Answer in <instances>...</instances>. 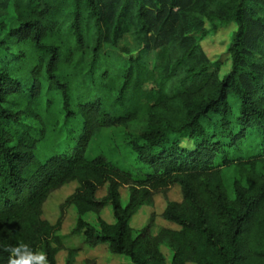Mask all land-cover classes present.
<instances>
[{
  "label": "trees",
  "instance_id": "1",
  "mask_svg": "<svg viewBox=\"0 0 264 264\" xmlns=\"http://www.w3.org/2000/svg\"><path fill=\"white\" fill-rule=\"evenodd\" d=\"M6 9L0 264L21 243L48 264L64 250L73 264L81 245H65L71 236L131 264H264V0H8ZM206 22L235 24L222 75L196 37ZM107 127L123 130L144 176L86 156ZM69 183L51 223L43 205ZM173 186L180 200L168 198ZM156 193L176 228L154 230L151 216L133 227ZM67 207L75 221L62 234Z\"/></svg>",
  "mask_w": 264,
  "mask_h": 264
},
{
  "label": "rangeland",
  "instance_id": "2",
  "mask_svg": "<svg viewBox=\"0 0 264 264\" xmlns=\"http://www.w3.org/2000/svg\"><path fill=\"white\" fill-rule=\"evenodd\" d=\"M7 1L0 0V17H4L7 13ZM206 34L199 37V44L208 58L217 63L219 75L225 73L229 67V54L227 47L230 42L232 33L235 29V24L230 23L212 28L211 22L205 23ZM180 143L187 144L186 140L181 139ZM43 144L37 147L35 154L37 158L43 157ZM103 155L107 160L116 165L117 167L128 170L132 175L142 177L148 171L147 167L138 162L136 154H134L125 137L123 130L119 127L103 128L97 133L89 142L86 149V156L88 158ZM76 186L75 183L66 184L59 189L55 190L43 205V217L54 223L59 216V205L63 202L67 195H69ZM122 196V203L124 204L127 197V190L125 187L120 189ZM105 190L98 191V196L104 195ZM168 198L170 200H180V190L178 186H173L168 191ZM165 206V201L161 193H156L153 196V203L150 206H143L141 210L133 216L131 225L135 228L145 224L150 216L152 219V229L156 230L157 227L166 226L176 228L175 225L164 221L160 213ZM105 220H110V212L105 209L101 214ZM75 221L74 210L67 207L64 210L62 217V228L60 233L67 234ZM65 245H72L74 247L80 246V250L76 256L73 264H131L129 260L120 255H112L107 252L105 246H98L89 248L81 243V240L75 236H71L65 240ZM163 253L167 259H170V252L162 247ZM66 252L60 251L57 255V264H65ZM191 264V263H189Z\"/></svg>",
  "mask_w": 264,
  "mask_h": 264
},
{
  "label": "clouds",
  "instance_id": "3",
  "mask_svg": "<svg viewBox=\"0 0 264 264\" xmlns=\"http://www.w3.org/2000/svg\"><path fill=\"white\" fill-rule=\"evenodd\" d=\"M9 264H48L45 253L34 251L27 244L10 247Z\"/></svg>",
  "mask_w": 264,
  "mask_h": 264
}]
</instances>
